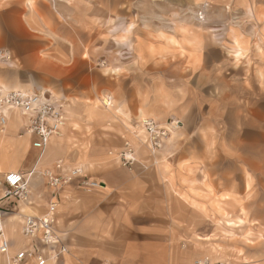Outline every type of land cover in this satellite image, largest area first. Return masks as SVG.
<instances>
[{"label": "rangeland", "instance_id": "rangeland-1", "mask_svg": "<svg viewBox=\"0 0 264 264\" xmlns=\"http://www.w3.org/2000/svg\"><path fill=\"white\" fill-rule=\"evenodd\" d=\"M4 2L15 14L4 19L10 28L4 26V43L0 44V79L19 86H39L63 102L61 90L76 89L79 85L87 94L82 102L97 113L68 116L65 111L61 136L69 122L92 123L96 129H87L92 140L84 149L101 150V156L111 159L112 165L127 171L139 168L156 173L172 172L171 182L164 177L152 184L160 188L156 192L158 203L154 206L158 218L147 234L130 233L131 228L124 224L118 207V204L122 207L119 202L123 200L106 195L107 190L100 186L91 190L82 187L87 192L101 191L96 199L87 200L105 204L93 229L95 235L90 236L94 239L90 246L95 245L103 254L100 258H85L84 263L82 259L72 260H77L76 264H264V184H260L264 177L251 178L250 189L244 195L230 196V204L222 201L224 185L230 184L232 192H239L240 170H264V109H238L232 103L223 109L217 98L212 100L206 96L204 85L207 75L216 68H227L228 61L234 66L242 59L249 65H264V0ZM28 3L30 8L26 6ZM38 3L48 6L54 17L50 24L53 28L45 26L37 16L22 18ZM19 20H35V25H29L35 32L22 31L13 36L10 30ZM233 36L248 45L241 60L228 51L233 46ZM31 41L41 43L39 55L46 62L70 68L73 74L64 78L77 77V84L71 83L75 87H68L67 83L60 88L61 80L51 82L50 75H38L31 62H23L18 47L25 48ZM192 45L206 57L207 63L220 62L216 67L208 65L209 74L199 76L202 87L196 98L189 96L187 90L195 73L191 71V74L187 68L193 56L192 49L187 47ZM230 70L233 89L239 92L238 66ZM40 76L45 80L41 79L38 85L35 79ZM219 86L215 84L214 88L217 90ZM262 87L264 81L260 80L253 88ZM102 98L111 101L110 105ZM114 109H150L157 114L166 111L163 120L153 119L160 134L152 138L142 126V117L130 113L125 123L122 115L113 113ZM144 118L152 119L149 115ZM14 134L23 135L24 131ZM31 140L29 137L30 143ZM15 146L7 147L4 163L14 161L17 171L32 172L37 162L26 161L27 157L20 153L39 157L44 149L29 144L19 153L20 147ZM129 152L131 158L126 162L123 155ZM227 172L231 176L228 184L224 182ZM4 176L5 172L1 171L0 215L11 243L10 254L23 247L40 246L37 240L27 238L21 231L22 208L29 200V193L25 199L6 195ZM254 196L262 201L259 208L254 203H243ZM19 213L21 217H12ZM10 224H15L13 233H9ZM76 232L73 239L79 250L85 244L84 236L80 238V230ZM71 247L59 259L61 264L69 263L74 250ZM6 260L0 255V264H9Z\"/></svg>", "mask_w": 264, "mask_h": 264}, {"label": "crops", "instance_id": "crops-1", "mask_svg": "<svg viewBox=\"0 0 264 264\" xmlns=\"http://www.w3.org/2000/svg\"><path fill=\"white\" fill-rule=\"evenodd\" d=\"M4 1L5 0H0V44L4 43L2 36L4 26L6 28H10L6 26V22L4 19L8 15L14 13L13 10L9 11L6 8ZM13 2L23 3V0H13ZM38 4L39 5L35 4L34 8L31 7L32 11L25 12L22 15V18H25V20H27L28 16L34 18L35 16H37L44 25L47 24V26L53 28V24L51 26L50 24L53 23L52 19H54V17L48 9V6L43 3ZM26 6L30 8L29 3ZM14 25V31L9 29L10 32L13 33V36L22 31H27L28 33L35 32L34 29L30 28L31 25H35V20H32L31 22H23L19 20V23L16 21ZM232 39L233 46L228 51L231 52L235 58L240 59V57L245 54V51H247L248 45L246 41L241 44V42L237 38H234V36L232 37ZM27 43L28 44L25 48L18 47L19 55L23 59V62L25 64L31 62L32 69L36 71L38 75H40L41 73L50 75L49 81L51 82H58L61 80L62 85L60 84V88L62 86L65 87L67 83H69L68 87L73 86L71 83L75 85L77 84V77L64 78V76L73 74L68 66L61 65L59 63H48L39 55L41 43L37 41H31ZM187 49H192L193 54L191 59H189V61L187 62V68L190 69L191 74V71L195 72L191 77V86L188 87L187 90L190 93L189 96H191L192 98H196L197 96L199 97V89L202 87L200 81H198L199 76H206L207 74H209V71L206 68L208 65H214V67H216L215 65H219L220 62H215V64L207 63L208 60L206 59V57L203 56L202 53L200 54L199 51H196L198 49H195L193 45L190 46V48L187 47ZM222 60V62H224V59ZM235 66H238L239 69V72L237 74V76H239L238 81L240 82L239 92H235V90L233 89L231 79L233 75L230 68H234ZM235 66L230 64V61H228L227 68H216L213 70L211 75H207L206 82L204 83V85H206L207 87L205 91L206 96L208 98H211L212 100L217 98L218 102L222 103L223 109H228L226 107L230 106L231 103L237 104L238 109H264V87L259 90H255L253 88L255 83H258L260 80L264 81V65H249L246 60L242 59ZM201 70L204 71V73L200 74ZM60 77L63 79H60ZM41 79V76L39 78H36V84L38 83V85H40ZM0 84L4 87L14 85L17 87L11 88H22L31 91L42 89L39 86H37L36 88L27 85L19 86V84H11L8 81L1 79ZM215 84H219L220 88L216 90L214 88ZM61 91L62 92L60 94L62 99L64 98V105H66L65 111L68 112V116L71 113H79L84 115L97 113L96 109H88L89 106L82 102L83 98H85L87 94L83 93L82 88L79 85H77L76 89L63 88ZM90 94L91 92H89L88 96H90ZM91 97H93V95ZM234 99L236 100L234 101ZM68 100L71 102V106ZM65 101L67 103H65ZM193 103H195V101ZM196 104L198 108V102H196ZM113 113H117L116 115H122L124 117L122 120L126 123L127 118L130 116V113H133V115L137 118L142 117L141 119H145L144 115H149L151 116V118L152 116H154L152 120L158 118H160V120H163L162 117L166 113V111L162 112L161 114H157L151 112L150 109H114ZM24 122V116H22L18 111H12L8 113L6 130L4 132H0V172L4 171L5 173H7L9 171H17L14 161L10 163H4L5 159H7L8 146H19V153L26 149L29 144L31 146L27 134L18 136H15L14 134L15 132L23 129ZM239 128L241 129L242 126H240ZM257 128L259 129V127ZM262 128L263 127H261L260 129ZM87 129H96V127L94 124L87 122H69L68 125L62 129V136L59 135V131L58 134H55L51 137L46 152L44 153L43 151V153L39 157L33 154L27 155L26 153H20L21 155L27 157L26 161L33 163L37 162L32 172H24L22 170L27 175V189L29 193V200L22 208V212L24 213L23 215H42L47 211L50 203L56 202L57 231L61 235L64 243L68 245L67 247H71L72 244L71 248H74L73 254L70 257L68 264H76L78 259H82V263H84L85 258H100V256L103 254L97 251L95 245H91L92 247H94V249H92L90 244L94 242V239L90 238V236L95 235V231L93 229L102 216L105 204L99 200H87L91 198L96 199L101 191H98L97 189L89 192L83 190L79 185V180L76 179L78 177H75L73 180L64 185H50L48 178L43 173L44 169H46V171H51L54 175H57L60 171L55 168V163L59 159H61L64 163L62 165L61 171L65 172L72 167H80L86 176V172L88 171L89 175L87 177L97 181L99 186L103 188V190L106 189V195H115L117 199L123 200L122 202H119L121 203L122 207H120V205L118 204V207L121 209L120 216L123 217L124 224L130 226V233L139 234H147L151 232L152 224H157L156 218H158V213L156 212L154 206H156L158 203L156 192H158L160 188L158 189L156 187H152V184H156V182L160 181V179L163 180L164 177H166L164 179H169V181L170 179H173V176H171L172 172H169V174H167V172L165 171L156 173L151 169L143 170L135 168L131 171L121 169L116 165H112L111 159L101 156L103 155V152H101V150L97 151L96 149H94V147L91 150H89V148L84 149L85 147H87V142L92 140V137L88 133H86ZM33 165L34 164H32V166ZM238 174V177L241 179V184L238 186L239 192L236 193L232 192L230 184L227 183V179L229 178V181L231 179L230 173L227 172L226 176L224 177V182L228 184V187L227 185H224L223 188L222 194L224 195V197L222 201H224V203L229 202L230 204V196L232 195H244V191L247 192L250 189L249 187L251 178L264 177V170L254 169L246 170L244 172L240 170ZM147 178H150L151 181L146 180ZM260 184L262 185L264 184V182L260 181ZM261 188L263 189L262 186ZM256 196L245 199L243 203H254V205L259 208L262 201H259L260 199ZM12 217L19 218L21 217V214H14V216ZM230 220L232 219H226L227 222H230ZM238 220L241 221L242 218L239 217ZM232 222L234 221L232 220ZM14 228L15 224H10L8 229L10 231L9 233H13ZM78 230H80V238L84 236L83 242L85 243L79 250L76 249L77 243L73 239L76 237L75 233H77L76 231ZM149 235L150 234H148V236ZM246 239L252 241L249 238ZM25 248L23 247L21 249ZM44 251H46V249H44ZM66 253H68V251ZM50 255L52 254L46 255V264H54L49 258ZM74 258L77 260H72ZM29 261L31 260H27L26 264ZM31 262H34V264H36L35 261ZM56 262H58V264H61V261L57 260Z\"/></svg>", "mask_w": 264, "mask_h": 264}, {"label": "built area", "instance_id": "built-area-1", "mask_svg": "<svg viewBox=\"0 0 264 264\" xmlns=\"http://www.w3.org/2000/svg\"><path fill=\"white\" fill-rule=\"evenodd\" d=\"M18 111L24 116V134L31 137V145L39 150H43L51 137L57 134L66 120L64 102L56 97L49 90L31 91L22 88H7L0 84V127L5 128L8 113ZM146 131L152 138L160 134L152 120L144 124ZM164 131H161L163 133ZM126 155L128 157H126ZM124 160L129 162L131 153H124ZM63 160L59 159L55 163V168L60 172L54 175L51 171H46L50 185L66 183L72 178L78 177L79 185L86 190H91L99 186L98 182L88 178L80 167H72L67 171H61ZM6 184V195L17 198H26L27 180L24 174L19 171H9L4 176ZM56 202L50 203L47 211L42 215L25 214L22 221L21 231L24 236L31 240H37L40 246H30L19 250L12 258V264H24L25 261L34 259L36 264H46V255L53 254L55 260L64 257L68 251L61 235L56 232ZM10 247V241L5 235L3 220L0 215V252L5 253ZM46 249V251H44ZM46 254V255H45ZM58 264V262H55Z\"/></svg>", "mask_w": 264, "mask_h": 264}, {"label": "bare ground", "instance_id": "bare-ground-1", "mask_svg": "<svg viewBox=\"0 0 264 264\" xmlns=\"http://www.w3.org/2000/svg\"><path fill=\"white\" fill-rule=\"evenodd\" d=\"M103 102H104V103H108L109 105H110V103H111V101H108L106 98L103 99ZM14 111H16V110H14ZM7 120H8V119H7ZM148 120H152V119H148V118H147V119H146V118H145V119H142V125H144L145 122L148 121ZM152 121H153V120H152ZM6 126H7V123H6V125H5V128H1V127H0V132H4V131L6 130ZM57 134H58V133H57ZM59 135H61V131H60ZM48 143H49V142H48ZM48 146H49V144H47L46 147L44 148V150H43L44 153L46 152ZM42 153H43V152H42ZM42 153H41V154H42ZM41 154H40V155H41ZM5 174H6V173H5ZM206 187H207V186H206ZM210 187H211V186H210ZM208 188H209V187H208ZM25 189H26V192L28 193L27 184H26V186H25ZM211 191H212V190H211ZM212 192H213V191H212ZM4 231H5V230H4ZM56 232H57V234H59L58 231H57V228H56ZM5 235H6V232H5ZM59 235H60V234H59ZM6 236H7V235H6ZM7 238H8V237H7ZM8 239H9V238H8ZM9 241H10V240H9ZM10 249H11V245H10L9 249L7 250V252H5V253H1V252H0V254H1V255H5V256L7 257V261L9 262V264H12V258L14 257V254H15V253H11V254H10V251H9ZM49 258L51 259V261H52L54 264H55V262L57 261V260H55V256H54L53 254L50 255ZM31 261H35V260H34V259H31ZM35 263H36V262H35ZM20 264H21V263H20ZM24 264H26V261L24 262Z\"/></svg>", "mask_w": 264, "mask_h": 264}]
</instances>
